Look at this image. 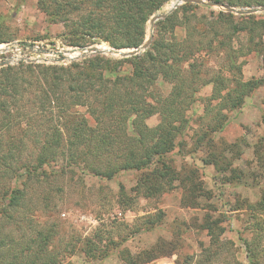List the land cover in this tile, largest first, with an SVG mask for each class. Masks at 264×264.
Wrapping results in <instances>:
<instances>
[{
    "label": "trees",
    "instance_id": "obj_1",
    "mask_svg": "<svg viewBox=\"0 0 264 264\" xmlns=\"http://www.w3.org/2000/svg\"><path fill=\"white\" fill-rule=\"evenodd\" d=\"M170 1L37 0V7L48 21L63 25L68 46L104 41L114 48H133L145 40L149 18ZM211 1L236 8L264 5V0ZM177 29L183 30V36L177 35ZM263 34V16L236 15L188 2L156 21L151 44L140 54L123 58L97 54L67 65L20 63L0 68V220L18 228L30 222L31 215L24 209L25 190L31 188L30 181L45 184L44 189L52 185V167L60 157L108 179L120 171L139 172L133 190L146 196L172 189L178 174L167 154L184 145L177 139L188 127V106L202 86L211 84L203 104L209 122L198 143L221 130L228 112L240 107L256 85L242 79L240 58L261 51ZM213 57L221 62L218 68L209 66ZM162 84L169 85L165 94ZM27 88L30 97L24 98ZM78 107H84L87 115ZM154 115L158 122L150 126L147 120ZM11 129H16V135H10ZM26 139L37 147L31 160L23 156ZM123 190L120 186V197ZM250 210L264 212V190ZM158 221L152 218L144 224ZM206 229L210 245L218 247L209 226ZM52 233L49 228L37 232L21 248L18 240L10 239L18 252H12L10 259L1 254L0 264H56L50 248ZM94 237L102 241L101 235ZM161 243L135 259L127 256L128 263L150 264L167 257ZM91 244L87 239L80 249L89 257L105 256L99 248L96 256L97 247ZM258 245L252 241L253 252L247 245L248 264H264V245ZM2 246L0 238V253ZM210 251L211 256L200 264L218 256Z\"/></svg>",
    "mask_w": 264,
    "mask_h": 264
},
{
    "label": "rangeland",
    "instance_id": "obj_2",
    "mask_svg": "<svg viewBox=\"0 0 264 264\" xmlns=\"http://www.w3.org/2000/svg\"><path fill=\"white\" fill-rule=\"evenodd\" d=\"M175 2L166 3L155 14L168 12ZM167 6L168 10L165 9ZM211 8L221 10L215 6ZM252 14L264 17V10ZM0 16L3 40L41 41L49 43L54 52L82 47L66 45L65 28L61 23L48 21L37 7V0H0ZM177 35L183 36V30L177 29ZM241 40L246 42V38ZM262 40L264 42V34ZM84 46H95L100 51L114 48L104 41ZM97 54L123 58L117 54L95 53L70 61L48 59L43 63L67 65ZM210 60L212 68L221 64L216 57ZM240 60H244L242 79L256 82L254 89L244 96L240 107L228 112L221 130L198 143L204 125L209 122L203 104L212 86L208 84L199 89L197 99L185 113L189 119L188 127L177 139L181 138L184 145L167 154L178 174L172 189L146 196L133 190L139 172L120 171L108 179L83 169L82 163L71 164L60 157L52 167L55 174L51 178L52 185L44 189L45 184L30 181L31 188L25 190L24 209L31 215L30 222H24L25 225L18 228L16 224L0 220V238L4 240L0 256L3 254L10 259L12 252H18V246L14 248L10 239L18 240L16 244L21 248L37 232H46L49 228L53 230L50 248L58 259L56 264H129L127 256L135 259L160 240L166 256L180 263L205 262L206 257L211 256V249L218 252V256L209 264H248L247 245L251 246L252 252L253 240L259 243L258 248L264 245V212L250 210L264 190V43L261 51H252ZM168 88L169 85L162 84L160 90L165 94ZM26 90L24 98H29L31 89ZM77 109L87 115L84 107ZM87 118L90 120L89 116ZM158 118L154 115L147 123L153 126ZM10 132L11 136L16 135V129ZM24 146L23 156L31 160L37 147L29 139ZM87 162H91L89 158ZM1 183L3 185L4 180ZM120 186L125 189L121 197ZM152 218L159 221L150 226L144 224ZM206 225L211 229L213 240L217 239L218 247L210 245ZM98 234L102 237L101 242L94 237ZM259 236H262L260 242ZM87 239L92 247H97L96 256L99 250L105 252V256L86 255L80 248Z\"/></svg>",
    "mask_w": 264,
    "mask_h": 264
},
{
    "label": "water",
    "instance_id": "obj_3",
    "mask_svg": "<svg viewBox=\"0 0 264 264\" xmlns=\"http://www.w3.org/2000/svg\"><path fill=\"white\" fill-rule=\"evenodd\" d=\"M195 3V4H200V5H205V6H209V7H219L221 8V10L224 11H229L235 14H252L254 12H256L257 10H264V5L260 6V7H252V8H240L237 9L235 7L220 3V2H215V1H211V0H176L175 4L173 5V8L176 7L177 4L180 3ZM170 9L168 12L166 13H160V14H155L154 16H152L149 20V31H148V36L147 38L143 41L142 44H140L137 47H133L131 49H115V48H108L106 51L104 52H99V51H95L93 46H82V47H74L71 48L69 51L64 52V54H62L61 52H54V54L56 55V57L54 58H50L51 61L53 62H64V61H70L73 59H79V58H84L85 56L89 55V54H95V53H109V54H117L121 57H130V56H134L138 53H140L141 51L146 50L152 41V33H153V28H154V23L155 21L159 20V19H163L167 16V14H169L172 10ZM244 9V10H242ZM125 52H124V51ZM41 53H45L44 49L40 50ZM76 52L78 55L74 58H70L69 60H66V53H74ZM48 59H36V58H31L30 62L32 63H42V62H47ZM4 63H1V65H3Z\"/></svg>",
    "mask_w": 264,
    "mask_h": 264
},
{
    "label": "built area",
    "instance_id": "obj_4",
    "mask_svg": "<svg viewBox=\"0 0 264 264\" xmlns=\"http://www.w3.org/2000/svg\"><path fill=\"white\" fill-rule=\"evenodd\" d=\"M49 43H42L41 41L31 40H9L0 42V68L6 66H16L20 63L30 64L31 58L36 59H50L48 55H56L50 47ZM58 48V46H57ZM44 49L45 53H41L40 50ZM68 49H57V52L64 54ZM1 63H4L1 65ZM40 63V62H38ZM43 63V62H42ZM150 264H176L173 257H162Z\"/></svg>",
    "mask_w": 264,
    "mask_h": 264
},
{
    "label": "bare ground",
    "instance_id": "obj_5",
    "mask_svg": "<svg viewBox=\"0 0 264 264\" xmlns=\"http://www.w3.org/2000/svg\"><path fill=\"white\" fill-rule=\"evenodd\" d=\"M94 47V49H95V51H99V52H104V51H106V50H103V51H100V50H98L97 49V47H95V46H93ZM70 50V49H69ZM69 50H66V51H69ZM124 51V50H123ZM125 52V51H124ZM72 54H74V53H66L65 54V56H66V60H69L70 58H74V57H76L78 54L76 53V54H74L73 56H70V55H72Z\"/></svg>",
    "mask_w": 264,
    "mask_h": 264
}]
</instances>
